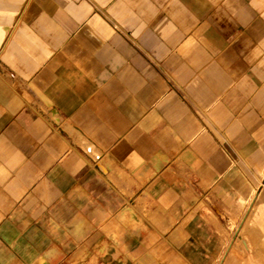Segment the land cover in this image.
Wrapping results in <instances>:
<instances>
[{"label":"crops","instance_id":"0c3cea01","mask_svg":"<svg viewBox=\"0 0 264 264\" xmlns=\"http://www.w3.org/2000/svg\"><path fill=\"white\" fill-rule=\"evenodd\" d=\"M246 210L264 0H0V264H255Z\"/></svg>","mask_w":264,"mask_h":264},{"label":"rangeland","instance_id":"374dc122","mask_svg":"<svg viewBox=\"0 0 264 264\" xmlns=\"http://www.w3.org/2000/svg\"><path fill=\"white\" fill-rule=\"evenodd\" d=\"M246 213L247 210L241 215L239 223L233 219V251L243 254L245 252L243 241H248L251 252H254V254L259 253L261 256L263 255V260H257L255 264H264V225L261 221L255 220V222H252L247 220L243 225V230L239 231ZM250 215L253 214H249V217Z\"/></svg>","mask_w":264,"mask_h":264}]
</instances>
